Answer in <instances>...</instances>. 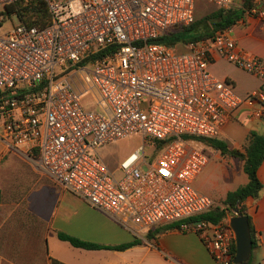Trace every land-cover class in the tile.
Here are the masks:
<instances>
[{
  "label": "built area",
  "instance_id": "2783aa9c",
  "mask_svg": "<svg viewBox=\"0 0 264 264\" xmlns=\"http://www.w3.org/2000/svg\"><path fill=\"white\" fill-rule=\"evenodd\" d=\"M19 1L0 0V143L136 236L180 223L215 264H232L235 212L195 188L211 157L184 136L221 139L241 112L264 120V60L239 47L236 26L181 52L159 40L196 21L197 1L228 10L234 0H46L47 24L4 30ZM248 15L264 27V0ZM216 56L260 87L240 95L211 72ZM131 136L141 146L111 170L98 151ZM216 207L221 221L187 222Z\"/></svg>",
  "mask_w": 264,
  "mask_h": 264
},
{
  "label": "crops",
  "instance_id": "0c3cea01",
  "mask_svg": "<svg viewBox=\"0 0 264 264\" xmlns=\"http://www.w3.org/2000/svg\"><path fill=\"white\" fill-rule=\"evenodd\" d=\"M236 5L234 0V7ZM203 6L204 9L209 7ZM245 18L235 28L239 47L264 60L263 22L254 16ZM179 47L185 49L184 45ZM228 63L224 58L213 57L210 70L224 80H231L242 96L260 87L261 81L246 71L248 82H240L225 72L224 66ZM251 131L264 134V120L246 117L241 112L237 119L225 126L221 139L231 148L242 150ZM203 147L211 160L196 178L194 186L199 192L223 203L228 192L248 182L244 163L205 145ZM107 166L116 170L119 165L116 169L114 165ZM258 174L263 190L258 199L248 198L246 205L256 235L252 258L258 264H264V161ZM0 190L3 195L0 264H215L199 233L177 228L163 230L168 225H161L136 236L66 190L29 158L1 143ZM60 233L107 246H119L135 239L139 243L125 250H87L61 240Z\"/></svg>",
  "mask_w": 264,
  "mask_h": 264
},
{
  "label": "trees",
  "instance_id": "16d2710c",
  "mask_svg": "<svg viewBox=\"0 0 264 264\" xmlns=\"http://www.w3.org/2000/svg\"><path fill=\"white\" fill-rule=\"evenodd\" d=\"M255 3L256 0H242V5L239 8H232L228 10L217 8L205 17L196 19V21L190 26L177 27L174 30H171L159 41L168 46L177 47L191 41L207 40L212 38L216 32L236 26L241 20H245L247 11H249ZM4 14H8L9 16L15 14L20 22L38 27H42L47 24L51 18L46 0H21L16 4L7 7ZM184 139L201 143L220 152L223 156L233 157L244 163V172L248 177V182L245 185L228 192L223 204L228 210L234 211L238 209L244 215L248 216L254 249L256 246V235L253 229L251 216L248 213L246 201L248 198L258 199L263 190V184L259 178L258 171L264 161V134L251 131L247 138V143L242 150L231 148L229 144L222 139H206L191 136H184ZM162 147L163 144L160 143L158 145L159 150H161ZM2 200L3 195L0 190V207ZM225 215L226 212L221 211L220 208L216 207L205 214L188 219L187 222L194 223L203 221L217 223L221 221ZM179 225L180 223L171 224L164 227L163 230L178 229ZM59 237L61 240L68 241L76 248L87 250H125L139 243L138 239H135L127 244L107 246L87 242L65 233H60ZM235 256L236 243L233 245L232 264H235ZM249 264H253V258H251Z\"/></svg>",
  "mask_w": 264,
  "mask_h": 264
},
{
  "label": "rangeland",
  "instance_id": "374dc122",
  "mask_svg": "<svg viewBox=\"0 0 264 264\" xmlns=\"http://www.w3.org/2000/svg\"><path fill=\"white\" fill-rule=\"evenodd\" d=\"M237 5L234 8L241 7L242 0H236ZM203 5H207L206 9H204ZM215 10V7L206 2V1H197V7H196V17L203 18L206 15L210 14L212 11ZM19 24V20L16 16H13L12 21L6 22L3 24L4 30H9L13 25ZM180 50L177 49L178 52H181V47H179ZM224 71L227 73H230L232 77L238 79L240 82H248V73L245 71H242L238 69L235 65L228 63L226 66H224ZM217 77L223 79L222 76H219L218 74L214 73ZM236 91L238 92V89L236 88ZM87 102H90V99H86ZM94 107L92 105H89L88 109H93ZM142 144V139L140 136H131L126 139L120 140L117 143H113L105 147L106 149H101V155L100 158L104 160L107 165H114L115 169L119 165V162L121 159L126 157L129 153L135 151L139 146ZM193 146L196 148L203 147V144L194 142ZM100 153V152H99ZM159 151H155L151 147H147V154L149 157H152L153 155H158ZM155 157V156H154ZM255 258V257H254ZM253 264H258V262L253 261Z\"/></svg>",
  "mask_w": 264,
  "mask_h": 264
},
{
  "label": "water",
  "instance_id": "95a60500",
  "mask_svg": "<svg viewBox=\"0 0 264 264\" xmlns=\"http://www.w3.org/2000/svg\"><path fill=\"white\" fill-rule=\"evenodd\" d=\"M235 216L231 219V226L236 233L235 264H249L253 253V240L248 216L238 209L234 210Z\"/></svg>",
  "mask_w": 264,
  "mask_h": 264
}]
</instances>
